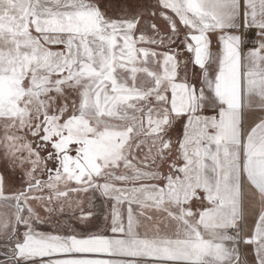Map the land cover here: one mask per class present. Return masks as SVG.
<instances>
[{
    "label": "snow or ice",
    "instance_id": "snow-or-ice-1",
    "mask_svg": "<svg viewBox=\"0 0 264 264\" xmlns=\"http://www.w3.org/2000/svg\"><path fill=\"white\" fill-rule=\"evenodd\" d=\"M0 264H264V0H0Z\"/></svg>",
    "mask_w": 264,
    "mask_h": 264
}]
</instances>
